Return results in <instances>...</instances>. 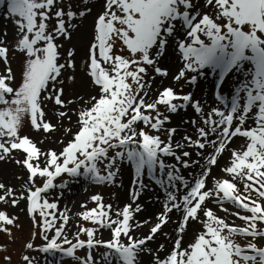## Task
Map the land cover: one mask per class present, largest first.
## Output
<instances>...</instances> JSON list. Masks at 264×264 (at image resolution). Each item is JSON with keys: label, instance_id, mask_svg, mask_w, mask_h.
Here are the masks:
<instances>
[{"label": "snow or ice", "instance_id": "1", "mask_svg": "<svg viewBox=\"0 0 264 264\" xmlns=\"http://www.w3.org/2000/svg\"><path fill=\"white\" fill-rule=\"evenodd\" d=\"M0 8L14 29L11 42L0 38V161L27 173L19 192L0 182V203L26 202L39 228L26 249L59 252L75 264H264V0H97L91 6L89 0H0ZM94 9L81 68L85 86L69 98L77 49L65 43ZM17 53L19 79L11 66ZM173 55L174 72L165 66ZM169 78L173 83L165 84ZM202 82L209 88L204 95L184 91H203ZM189 107L195 116L183 124L191 131L176 139L180 130L169 126L170 114ZM26 122L44 133L62 130L60 149L38 147L23 133ZM237 139L243 142L236 145ZM129 167L128 202L92 195L96 206L82 204L77 214L92 226L78 222L70 238L67 212L56 214L55 190L78 177L116 185ZM145 193L159 210L148 211ZM212 203L226 213L223 205L230 203L243 223L219 216ZM16 221L0 209V231L10 238ZM169 223L171 235L164 231ZM105 229L109 239L102 238ZM159 236L171 246L158 243ZM22 259L37 264L27 254ZM5 260L11 264V256Z\"/></svg>", "mask_w": 264, "mask_h": 264}, {"label": "rangeland", "instance_id": "2", "mask_svg": "<svg viewBox=\"0 0 264 264\" xmlns=\"http://www.w3.org/2000/svg\"><path fill=\"white\" fill-rule=\"evenodd\" d=\"M67 2V0H65ZM74 4L79 3L80 5H83L84 0H72ZM93 3H97V0H89V6H91ZM97 9L93 10V13L88 15V37L92 31V24H93V16L95 15V11ZM4 10L0 8V33H3L5 30H7L8 35L7 37L0 36V38L6 39L8 42H11L14 37V29L13 25L8 23L6 27L4 26L5 19L3 18ZM85 19L79 21V28L78 31L82 28L84 24ZM12 31V34L10 35V32ZM11 36V37H9ZM88 42V38L85 41L84 44V52L85 47ZM69 42L65 43V48H71L70 46H67ZM85 56V54H84ZM86 57L82 60L83 61ZM12 68L17 73V78L19 79L20 73H21V63H20V56L19 53L15 55V57L12 59ZM174 67V68H173ZM171 68V71H176V69L179 67V65H175ZM85 76V75H84ZM159 78V81L157 79ZM160 77L156 78V83L153 85V89L160 86ZM170 82L165 84L173 83L171 79L169 78ZM71 89V88H70ZM189 90H194L198 95L197 89H193L191 86H185L184 91L187 92ZM71 91V90H70ZM70 91L67 92L66 88V95L69 96V98H72V95H69ZM82 91V86L80 83L79 92ZM68 93V94H67ZM52 105H49V108H51ZM163 111V108L161 109ZM49 115H52V113H49ZM172 119L169 124L170 127H177L180 132L177 134L176 139L180 138V134H182L185 130L191 131L190 125L183 124L184 120L193 118L195 116V113L193 112L192 108L189 107L187 110H181L178 113L170 114ZM55 119H53L54 122ZM65 122V121H64ZM63 122V123H64ZM66 125V124H64ZM67 126V125H66ZM23 133L29 134L31 138H33L35 141L38 142V147H41L44 150H47L49 148H53L56 150H59L61 145L59 143V140L63 138L62 130L61 131H55L53 133H44L41 131H36L31 128L30 124L26 122ZM240 145V144H238ZM227 158V157H226ZM224 158L221 162H225ZM8 163L11 165V168L9 169V178L10 180L5 184L13 187L17 192L22 191V185L24 181L27 179V173L26 171L19 165L15 164L14 161L4 160L0 161L1 163ZM217 174L223 175V173L220 172L219 169H217ZM216 174L215 172H213ZM67 180V186L64 189L57 188L55 190V194L58 197V210H56L57 216L60 215L62 212H67L69 216L68 225L66 226V231L69 233L70 238L74 235L75 231L77 230L78 222L80 224H84L85 226H92L90 222L83 221L77 214L79 212L84 211L85 209L81 207L82 204H86L87 208L95 207V202L91 201V196L94 194H102L104 202L105 203H114V204H120L128 202L130 199V191H131V180H132V174L130 171V167L126 168L122 173L120 177V182H118L116 185H110V184H94L87 180H85L84 177H78V178H66ZM238 184L241 187V190H243V182L237 181ZM39 183V181H38ZM80 190V191H79ZM116 191H121L124 193V198L122 202H118L116 197ZM71 196H77L78 206L76 209H72L67 204L63 202V199L66 197ZM151 196V193H145L143 196L142 201L147 203L148 197ZM115 201H117L115 203ZM210 206L214 209V211L217 212V214L221 217L227 218L230 222L235 221L236 224H242L243 222L240 221L238 218L231 215L232 212L237 211V209L231 205L230 203H225L223 205L224 208H227L229 212H225L221 210V208L212 203ZM0 209H6L10 214H13L17 217L16 224L19 225V227H12V236L11 238L8 236V234L0 231V245L6 247L5 250H0V264H9L7 260H5L6 256H11V264H24V261L22 259V256L27 254L29 256L35 257V260L37 261V264H75L74 261H72L69 258H64L61 260V254L59 252L56 253H43L37 250H28L25 248V244L32 238V233L34 231L38 232L39 228L34 226L33 221L31 219L30 214L27 212L26 208V202L24 200H20L19 204L16 206H11L10 204L0 203ZM175 219V217H174ZM144 230L142 232H147L148 228L147 226L142 227ZM85 238V237H82ZM102 238L103 239H109L110 233L108 230H102ZM164 238L167 240V238L160 236L157 238L158 243H160V239ZM34 243L37 245H40L43 243L42 239L37 235L34 239ZM261 244H264V241H261ZM86 249L78 250V255L84 256L86 254ZM104 251V249L101 247L100 249L96 250L97 259L99 260V252ZM163 254V253H162ZM149 257H145V260H149Z\"/></svg>", "mask_w": 264, "mask_h": 264}, {"label": "bare ground", "instance_id": "3", "mask_svg": "<svg viewBox=\"0 0 264 264\" xmlns=\"http://www.w3.org/2000/svg\"><path fill=\"white\" fill-rule=\"evenodd\" d=\"M2 16L4 18V14ZM88 21H89L88 17L85 18V21H84V24H83L82 28L79 31L77 30L73 34L71 42L67 45V46H70V47L75 45V47L77 49V54H76V58H75L76 59V64H77V69H76V72H77V84H76L75 87H72L71 84L69 83V86L67 87V92L71 90L69 95H71L73 93H76V92H79L80 83L82 81H86V77L81 72V68H82L81 65H82V60L85 57L84 56V54H85V52H84V44H85V41L88 38V34H89L88 26H87ZM8 23H9V21L5 19L3 27H6L8 25ZM11 34H12V31L10 32V35ZM9 37H11V36H9ZM169 62H170V64H169ZM173 64L179 65V61L176 59V57L174 55L169 57V60L166 61L165 66H167V67H169L171 69V65H173ZM157 81H159V78L157 79ZM157 81H155L154 84ZM168 82H170L169 79L164 80V83H168ZM202 84H203V91H201L200 89H197L199 96L204 95L209 90L207 82H205V83L202 82ZM81 86H82V89H83V87L85 86L84 83H81ZM75 119H76V117L73 115V121H75ZM54 123H55V120H54ZM64 124L68 125V121L65 120ZM242 142H243L242 140L237 139L235 141V144L238 145V144H241ZM226 157H228V153L227 152L222 154V158H221L220 162H222V160L224 158H226ZM10 168H11V165H9L6 162L0 164V182H2V183L6 182L7 183L10 180L9 174H8L9 173L8 171H9ZM217 171H218L217 168H213V172H215L217 174ZM157 192H158V190H157ZM115 193L117 194L116 197L118 199L117 200L118 202H122L123 200H125L123 192L116 191ZM151 195H152V193H151ZM142 199H143V197H142ZM78 201H77V196L66 197V198L63 199V202L65 204H67L69 207H71L72 209H76V207L78 206ZM117 201H115V203ZM145 206L148 209V211H152V212L157 211V210L160 209V205L158 203H156L155 201L149 203V201L147 200V203H146ZM146 215H147V213H145V216ZM174 229H175V225L172 224V223H169L164 228V231L168 232L171 235V234L174 233ZM143 230H144L143 228L140 229V231H143ZM160 240H161L160 243H166L169 247L171 246V242L170 241L165 240L164 238H161ZM153 246L155 247V244Z\"/></svg>", "mask_w": 264, "mask_h": 264}]
</instances>
